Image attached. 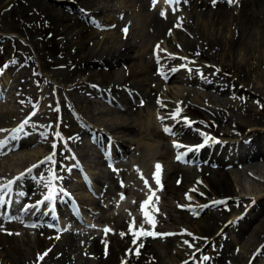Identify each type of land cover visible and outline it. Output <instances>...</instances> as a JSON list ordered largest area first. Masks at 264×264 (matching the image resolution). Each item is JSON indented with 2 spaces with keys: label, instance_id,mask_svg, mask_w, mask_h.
I'll return each mask as SVG.
<instances>
[{
  "label": "rangeland",
  "instance_id": "374dc122",
  "mask_svg": "<svg viewBox=\"0 0 264 264\" xmlns=\"http://www.w3.org/2000/svg\"><path fill=\"white\" fill-rule=\"evenodd\" d=\"M59 1L60 0H56V2H59ZM61 1L64 2V0H61ZM68 2L71 3V1H68ZM122 2H121V0H96L95 6H90L87 8L80 7V6L76 5V8L74 7V9L72 8L71 11H68L70 13L71 20H70V23L67 22L66 24L71 27L70 31H72V32L66 36V40L69 39V41L70 40L73 41V38L71 37L72 33H76L80 28L86 29L87 31H89L88 34H92V38H91V36L86 37L84 39L82 47H84V45L87 47H90L92 49L95 47L94 50H96V49L108 46L109 45L108 42H110V40H112L115 37V35L117 37V41L119 38H121V39H123L122 37L125 38L127 32L129 30H131L130 26L132 24H133V28H134V30L132 28V30H133L132 33L133 34L139 33L138 30H136V28H135L137 25V21H138V20H136L137 17H135V14H133L134 16L131 15L132 18H130V15L128 14L130 11L129 10H127V12L123 11L124 9L126 10L128 8L127 4H129V3L123 2V4H122ZM52 3L55 4L53 1H52ZM72 4L75 5V2L74 3L72 2ZM9 5H10L9 3L8 4L6 3L4 5L0 4V26H1L0 27V36H1L0 37V71H1V69L2 70L4 69L6 71L8 61H10V60H7V58L9 57L10 53H12L15 48L16 49L19 48V46H21L23 48H27L31 51V57L32 58L29 59L28 62H30L31 66H33V64H34L33 67L34 68L36 67V68L34 69V72H32V73H29L27 70L25 71V68H23L22 66H18V68L16 70H13L10 72L6 71L5 75L3 76L5 82H0L1 89H3L6 86L7 87L9 86V88L10 87L13 88L15 78L19 81V85H17V87L18 86L19 87L18 88L16 87L17 88L16 91L13 89L11 90L13 92V94L11 92L12 97L4 103L5 105L2 103L3 107L1 106V109H10V111L13 112V114L16 116V117L14 116L16 118V120H15L16 122H18L19 119L21 117L23 118L26 114H31V113L38 114L37 112H39V114L43 115V117H46V118H43L42 120H38V121H32V123L29 122V121H31V119L27 118V120H25V121L29 122L28 123L29 127L30 126H32V127L29 128V127L23 126V127H25V129L24 128H20L21 130L18 129L17 130L18 132H16V134H12V131H14L15 128L18 126L17 124L9 128V126L3 125V123H2L0 126V140H1V138L4 139L7 136L6 139L8 141L5 140V143L7 142L5 145L6 148H3V149L0 148V161H2L5 158V157L2 158V156H5V154L8 153V151H10L12 148L15 149L17 147V145H20V144H18L20 139H16V137L19 138L20 135H23L26 133H27V136L30 133L32 135V132L35 134H38V135L42 134V135H40V137H43V138L47 136L46 138L50 140V142H48V145L51 144L50 146H48L47 144L43 145L42 144L43 138L39 137L40 139L38 140V142H37L36 146H34V148L29 147V148L22 149L21 153L25 154L29 158L32 157L33 159H36L37 157H39V153H48L49 156L52 157V159L50 160L51 162H50L49 160L46 161L45 156H43L41 165L37 166L31 172V174H29V176H27V177H31V179L36 177V179H40L41 181L43 179L47 178L46 182H45V180H44V182L42 181V185L40 188H43L44 185L46 186L48 183H50V177L48 178V176L50 174L51 175L61 174L58 176L61 179L58 182L62 186H64L65 188L73 189V192H75V194H77L83 201H86L84 206H88L87 203H91L93 206V212H92V214L90 212H88L90 215V218H93V220L96 224H102L103 222H105L106 226H108V227H110V225H112V222H109L107 220L105 221L104 219H107L106 216L111 213V210H112L111 207L114 204V202L116 201V198L118 196L123 197L124 198L123 200L125 201V204H128L127 206L129 207V209L127 212L123 211L121 213L122 215L114 216L115 220L118 223L122 224V226H123V227L121 226L120 230L127 228V225H128L127 222L128 221L126 222V220L132 219L130 221L132 224L134 223L133 224L134 230H136L137 228H138V230H140L142 227L143 230L150 229L148 231L156 232V231L152 230L151 228H149L150 224L145 223L144 220L141 221V219H139L138 221L144 222L145 225H143V223H138V221H136L135 218L134 219L131 218V216L134 217L132 215L131 211L136 210L137 205L140 201V197L136 198L134 194L135 193L141 194L143 191H146V189H150V190L152 189V191L153 192L155 191V193H156L155 201H157V202H158L157 196L158 195L163 196L162 199L160 200L161 203L160 202H158V203H160L161 207L164 209L161 208L162 209L161 216H160L161 220H158V222H155L156 227H158V228L161 227L162 229H164L163 232L167 233V232H172V229L176 226L180 225V227H181V226H183V225L185 226L187 224L186 225V227L188 228L187 231L190 233L191 236L188 235V237H187L186 234L180 235V237L182 239L184 236H186V238L183 240L180 238L181 241L170 239V243H167V245L169 246L168 247L167 245H165L167 240H165L163 237H162L163 238V240H162L161 235L156 232L157 236L156 237L152 236L154 238V241H155L153 244H155V247L157 248V251H158L157 253L159 254V255L157 254L158 258L159 257L160 258L157 261L155 259L147 257L148 255L145 252L144 254L146 256L143 254L144 258H142L140 260V264H146L147 262H148L147 264H156L155 261H157L159 264L160 263L167 264L169 262V260L171 259V257L169 256V253H171L173 251L176 255L177 251L179 249L186 250L188 253L191 254V256L189 255V257H192V259H190V262H191V260H193V254L199 255L198 257L194 258L195 261L201 260V258L204 254L211 256L210 260L212 261L214 259V257H217L219 254V258L216 261L222 262V264H229L230 262H231L230 264H261L260 260L264 261V252L259 253L257 251L260 250L258 248L262 247V245L264 247V238L260 242H256V241H254L253 237H250L249 233L251 232L253 227H255V225L259 221L264 219V210L259 212V216L257 217V219L253 223H251V225L247 226L248 228H246V230L241 232L239 234V236H237V234H238V224L237 223L240 222L244 217H246L247 214L250 212L249 209L251 208V206H249V205H251L252 203L250 204V202L253 201V200L250 201V199H252L253 195L257 194V193H258V196H260V197H262V195H264V153L262 155H259L257 157H253V158H250L247 160L246 159L245 160L238 159V145H240L239 144L240 141L241 142L242 141L247 142L248 138H250V136L251 137L253 136V133L246 134L247 131L249 130V128H252V127L257 128L256 131L258 132V137L264 139V88H263L264 87V77H263L264 76V62H263V59H262V61L257 62V60L253 59V57H251L250 54L246 55V57H245L246 64L249 65L251 68H249V72L246 73L247 78H248V80L246 78L247 81H244V85H246V86L242 85L243 83H239V85L244 87L245 91L249 90V88H250L249 92H247V93L245 92V96L246 97L249 96L248 97L249 100L247 99L246 102L245 101L244 102L237 101L236 99L234 100V98L231 99V97L226 95V94L222 95V94L214 93V92H210V95H209L210 98H208L203 94L204 91H205L204 93H207L206 91H209V90H207V88L203 90V89H200V88H198V86H195L193 84L192 85L191 84H184V83H180L177 81L170 82V80L163 82L157 77V75H155L153 64H151V61H150L149 62V64H150L149 70H145V74H144L145 76L143 77L145 82H146V84L144 86H145V88H148L149 86L150 87L153 86L155 93L154 94L152 93V95L150 94L151 97L149 100H150L151 105L150 104L148 105L150 107H148V106L144 107V110H142L143 108H141V106L139 105V100H138L139 97H136V96L128 97L130 100V101H128V103H121L119 101V99H117L118 93H119V97H120V92L122 93L121 88L123 86L124 87L128 86L129 81H130V80H126V81L123 80L126 77V72L121 69L122 63H120V62H119L120 65L115 64V66H118L117 68L120 69V71H119L120 73L118 72V74H116L113 77H110L109 79L105 78L104 76H102L100 74V72L106 73L108 71V70H105L106 68H102V69L98 68V67L93 68L91 66L80 67L81 70L78 72V74H77V72L70 69L69 71L70 72L72 71V72L69 73L70 78L68 79V81L58 80V79L56 80V78L51 77V74H54V71L63 72V69H64V68L53 66V65L51 66L49 63L51 60H54L56 58V54H58L60 52V47L57 44V42H58L57 38L58 37L55 34V30L53 28H47V29H43L44 30L43 31L42 28H38V30H36L37 32L34 33L35 37L33 36L34 37V43H33V45H31V43L28 42L29 39H27L24 35H21V33H19L17 30H19V27L21 28V24L18 23L19 17L21 18V16H24L22 18H31L30 16H32V13H33L32 7L28 4L27 1L19 2V3L15 4V10L14 11L17 12V13H15L14 11H11V8L9 7ZM124 5H125V7L121 9L120 6H124ZM228 5H233V2L231 4H228ZM235 5H236V1L232 7L234 8L233 12L235 14H237V11L239 10V8H238L239 4H237L236 6ZM3 6H4V8H3ZM56 6H58V5H56ZM179 6L184 7V9H182L183 12H181L182 15H185L186 10H187L186 14L189 15L191 12H194V13H197L199 15L198 17H200V15L204 16L203 14H207L208 18H206L205 22L206 23L208 22L207 23L208 31H210V32L212 31L213 33L216 32L215 34H219V35H225L227 33V30H226L227 27H224V26L222 27V25H215V26L210 25V22L212 20V18H209V17H212L211 12H213L214 10H217V8L214 10H211L207 7L208 10L207 9L201 10L200 7L197 6L196 8L192 7L191 12H190L188 5L186 6V9H185V4H184V6L182 4H179ZM99 7L102 10L101 12L103 13V15H101L102 14L101 12L100 13L97 12V9ZM118 7H119V9H118ZM211 7L213 8L214 4H212ZM151 8L148 10V12L146 11L148 14V17H149V15L151 16V14H152L151 10L152 9H154V10L158 9V7H154L152 9ZM119 10H120V12H119ZM203 11H205L207 13H204ZM87 14H89V15H87ZM81 15H82V17H81ZM83 15H85V16H83ZM126 15L129 17L127 18ZM132 19H133V23H131ZM108 22H111L112 26H108V24H103V23H108ZM72 23H74V24H72ZM122 25H123V27H120ZM164 26H165V24H164ZM166 26H168V25H166ZM180 27L182 28L183 32L184 31L187 32V29H185L182 25H180ZM14 30H16V32ZM175 31H176V33H175ZM226 35H225V37H226ZM9 36H12L14 38V41L11 43L8 39ZM37 36H39V37H37ZM169 36L167 38L165 36L164 37L165 39L162 38L163 36L162 37H159V36L156 37L155 36L154 37L155 39L149 38V39H147L146 42H148L150 44L145 42L146 46L144 44L136 43L135 47H133V50L129 53H132V54L138 53L139 54L140 52L143 51V58L144 59L145 58L150 59V56H149L150 55V52H149L150 45L153 41L158 40L159 42H161V47L159 48V52L161 51L160 52L161 54H159L161 56V60L159 61V63H161L162 68L166 71L171 70L172 69L171 67H173L172 64L174 63V65H176L177 68H180L181 71L184 70L185 74H195V77H197L198 79H200V78L206 79L207 75L203 73V70L208 68V67L210 69V72L216 73L217 77H219V78H223L224 76H230V77H228L229 79L230 78H236V77H239V78L242 77L243 73H238V70H239L238 65L239 64L236 62V58L238 60L240 55H242V53H243L242 50H238L237 48H236L237 50L236 49L234 50L233 54H234V56H236V58H234L232 56H229L227 58V57H222L221 55H209V54L205 58H201V57L198 58L196 56L190 57L184 53L182 46L180 47V44H181L180 43V39H181L180 37H182V36L185 37V34L182 35V34H180V32H178L177 30L174 29L169 34ZM108 37L109 38L111 37V38L109 39ZM251 37L254 38L253 36H251ZM131 38H132V40H131ZM131 38L129 39L131 41H134V40L137 41L138 40L133 36ZM173 38H174V40H173ZM121 39H119V40H121ZM144 39H146V38H144ZM161 39H163V42ZM249 39H250V36L248 37V40ZM248 40H244L242 42L241 46L244 47L245 43H248V45H250L251 43H249ZM169 42H171V43H169ZM9 43H10V45H9ZM4 44L6 46L3 48ZM77 44H73V46L71 48H74ZM252 44H254V43H252ZM248 45H247V47H248ZM31 46H33L34 49L32 48V50H31L30 49ZM136 47H138L139 51L136 50L137 49ZM142 47H143V49H142ZM145 47H147V48H145ZM178 47H179V49H178ZM134 49H135V51H134ZM144 50H146V51H144ZM235 52H236V55H235ZM175 53H176V55H175ZM262 53L264 54V49L262 50V47H261L260 52H258V53L256 52L254 54V57L260 56V54L262 55ZM13 56H14V54H13ZM172 57H173V59H172ZM195 57H196V59H195ZM187 58H189V59L187 60ZM139 59L141 60V57ZM170 59H172V60H170ZM163 60H165V61L163 62ZM181 60L184 63H182ZM32 61H34V62H32ZM167 61H169V62H167ZM242 61H244V60H242ZM170 62H171V65L169 64ZM40 63H41V65H40ZM140 64L142 67H144V65H145V63H142V60L139 63V66H138L139 68L141 67ZM179 65H181V66H179ZM252 65L254 67H252ZM167 67H168V69H167ZM85 71H86V73H85ZM90 71H92V73H90ZM188 72H190V73H188ZM262 73H263V76L261 75ZM27 74H28V76H27ZM34 74H36V75L38 74V75H41L44 77L43 82L41 84L36 82V80L34 79ZM70 74H71V76H70ZM232 74H234L235 76ZM236 74H239L241 76H238ZM239 78H238V80L240 81ZM113 79L116 80L117 82L113 83ZM49 81H51L50 82L51 85H50ZM66 82H67V84H66ZM86 82H87V84H85ZM93 82H95V83H93ZM28 84H30V85H28ZM62 84H63V86H62ZM73 84H75L76 86H74L71 89V86ZM188 85L190 86V88L188 87ZM64 86H66V87L64 88ZM51 87H53V90ZM63 88H64V90H63ZM99 88H101V89H99ZM106 88H108L109 90L113 89V90L117 91L118 93L115 94L116 98L113 97L112 92L108 91ZM169 88L171 89V91L173 93L172 92L170 93ZM32 89H33V91H32ZM65 89H66V91H65ZM180 89L181 90L187 89V91H189L187 93L188 98H185V101L182 103V107H184L183 110L188 111L189 113L184 112L182 117L181 116L178 117L179 120H178V118L173 119V117L169 118V116H168V120H170V121L172 119L174 120V121L173 120L171 121L172 124L174 123V133L172 134V137H174V138L178 137L180 140L184 141L187 144V146H190V147H192L191 146L192 143L198 144L201 140L204 139V137L205 138L207 137L211 140H214L215 145L211 146L212 148L209 146L204 148L205 149L203 151V156L205 157L204 160L197 159V160H195V162L193 160L194 163H192V165L186 167L185 173H186L187 177L189 178V180H185L186 181L185 182L182 179L183 183H181V185L179 184L178 185L179 187H178L177 184H175L176 183L175 180H177V178L174 177L175 173H171L165 178V176L167 174V169L173 170L175 168L174 165H171L169 163L170 156H171L170 152H168L167 150L162 148L166 145L165 141L163 139H159L160 135H158L153 130L149 131L147 129H144L143 133L141 134L142 136H141L139 134L138 130H136V128L140 124L144 125L145 121L148 122L149 119H151L149 121L150 123H148L149 126H152L155 124L154 126L157 128V125L154 121V114H155V111L157 110L156 105L163 104L164 106H166V104L164 103V102H166V100H163V98H169L170 97V98L174 99V97H175L174 95H177L179 93V92H177V90H180ZM262 89H263V91H262ZM67 90H68V92H67ZM90 90L92 91V93ZM100 90H102V91H100ZM161 90H162V92H160V95L158 96L157 94ZM260 91H261V93H260ZM33 92H35V93H33ZM38 92H40V93H38ZM78 94H79V96L80 95L81 96L79 97ZM163 94L165 95V97ZM4 95H5V93L1 92V96H4ZM153 95H155L154 98L152 97ZM254 95H256V96H254ZM259 96L260 97L262 96V97L260 98ZM157 97H159V98H157ZM213 97H215V98H213ZM89 98L93 99L94 101H91V99H89ZM39 99H41V100H39ZM141 99H143V98H141ZM179 100H181V98H179L178 101ZM9 101H10V103H9ZM54 101H55V103H54ZM140 101L142 102V100H140ZM24 102H26L27 105H25ZM43 102L45 104H43ZM186 102H188V103L186 104ZM22 104H24L26 106L27 110L22 106ZM37 105H39V106H37ZM41 105L42 106L44 105L43 109H42ZM126 106H128V107H126ZM28 107H29V110H28ZM32 108L33 109L35 108V110H33ZM171 108H173V106ZM41 109H42V111H41ZM37 110H39V111H37ZM217 110L220 111L219 113H220V115H222V118H220V120H217L215 117L214 118L212 117V116H214V114ZM160 111L161 112L158 114V117L161 116V118H159L158 120L161 119V121L163 120V122H166L165 121L166 114L168 113L167 109L164 107L163 109H160ZM53 112H54V115H53ZM128 112H130V113H128ZM146 112H148V113L150 112V113L148 114ZM225 114L227 116L229 115V117H226ZM186 117H187V119H186ZM124 118H125V120H124ZM127 118H129V120ZM144 118H146V119H144ZM147 119H148V121H147ZM180 119H184L181 124H178V125H180L181 128H179V126L176 124V122L180 121ZM46 120H48V121H46ZM195 120H198L196 124H191V125L186 124V122H189V121L194 122ZM212 120H214V121H212ZM33 122H36V123L38 122V123L35 125V123H33ZM229 122H230V124H228ZM18 123H20V122H18ZM40 123H42V124H40ZM151 123H153V124L151 125ZM220 123L223 125L224 128L221 127L222 125ZM257 123H258V125H257ZM260 123H262V124H260ZM136 124H139V125H136ZM225 124H227V125H225ZM125 125L130 127V129L126 130V132L123 131V128L126 127ZM130 125H132L133 128ZM113 127H115L116 129H118V128L119 129L117 131H115L116 129ZM72 128H74V129H72ZM111 128H113L114 130H112ZM213 128L215 130H217V133L214 132ZM77 130L79 132H77ZM128 131L130 132L129 134H127ZM146 131H149V133H147ZM109 132H111V133H109ZM9 134H11V135H9ZM44 134H46V135H44ZM184 134H188L189 137H188V135H184ZM192 134H193V136H192ZM8 135H9V138L11 137L12 139H9ZM13 137H14V139H13ZM53 137H54V139H53ZM196 139H197V141H196ZM121 142L123 144H120ZM139 142H140V144H139ZM246 142H244V143H246ZM53 144L56 145V148L52 147ZM136 144L139 146H137ZM142 144L157 145L156 146V148L158 147L157 152H159V153L162 152L161 154H163V159L158 160L155 157L154 158L150 157L149 154H148V156L150 158L147 159L148 158L147 154H146V156H144L143 154H145V153L140 148V145H142ZM212 144H214V143H212ZM112 145L114 148L113 150L114 151L117 150V152L119 151V148H122V149H120V151L123 150V155L116 156V154H113L114 152L113 153L110 152V150L112 149ZM65 147H67V148H65ZM134 147L137 149L136 151H134L135 150ZM211 149H212V151H210ZM106 150H107V152L110 153V156L112 157V164L110 167H109V164L105 162V158L107 155ZM139 150H141V151H139ZM138 151L140 153H138ZM232 151H234V152H232ZM136 152L139 154V156ZM53 153H55V155H53ZM214 153H216L215 155L217 156L218 160L223 159L225 169L227 171H230L232 179H231V185H230L231 193H230L229 197H232L231 199L234 200V201L227 202V200L224 199L226 202L224 205H222V209L220 208L221 212H223V211L224 212L220 216V219H218V220L213 219V215L208 216V217H204V218L200 217L203 213H206V212H211V214L216 215L217 210H215V209H217V208L212 209V207L207 206L208 207L207 208L206 206L205 207L202 206V205H207L206 203H209V202H207V200L204 201V198L206 196L209 197V195H206L203 192V189L205 188L204 187L205 183L202 180L199 181L200 179H199V177H197L199 175L200 171H204V172H208L210 174L209 176L211 178H213L214 173H212V172L217 173L219 171V167L216 165L214 159L210 156L211 154H214ZM140 154H142L143 156ZM130 155H132V156H130ZM134 156H136L135 160H136V158L139 157L137 159V162L132 161V160H134ZM29 158L27 159L28 161L32 160V158L31 159H29ZM72 158H75L77 161L80 162V164H87V165L89 164V166H91V167L95 166L96 170L102 171L101 172L102 173L101 174L102 184H96L95 183V181H94L95 176H93L91 179V181L94 185L93 188L95 189V192H94L95 196L89 195L87 193H83L80 190H78L77 183L74 180L73 175H67L66 176L67 172L65 171V165L70 163ZM128 158H130L131 160ZM139 160L142 163H140ZM258 160H259V162H258ZM118 161H119V163H118ZM151 161H152V163H151ZM2 162L6 164L5 166L7 167L8 171H6L4 174H6V177H7V175H10L12 172H14L13 165H15V162L9 161V163H8V162H6V159H4ZM133 162H135V163H133ZM3 163H0V171L5 169V167L3 166ZM19 163H22V162H18V164ZM53 163H55V164H53ZM153 163H154V165H155V163L156 164L160 163L161 164L160 170L162 169L163 171L159 170V172L157 173V170L153 169V167H154V165H152ZM262 164H263V166H261ZM166 165H169V166L167 167ZM193 165H195V166H193ZM146 166H147V168H145ZM237 169H239V170H237ZM152 170H154V171H152ZM195 170L197 172H195ZM140 173H142L144 175L141 176ZM157 175H158V179H160L159 182L166 179L167 184L174 185V186L176 185L175 187L178 188V190L175 191V193L177 195V199H176V195L173 194L174 192H168L166 194V192H160L161 188H155L156 179L154 177H156ZM159 176H161V177H159ZM191 176H193V177H191ZM147 177H148V179H147ZM112 178L115 181L119 180L117 182L123 188L129 189L127 191V194L123 195L120 192V190H121L120 187H117V188L116 187L115 188L110 187L109 188L108 185L111 184L110 181L112 180ZM163 178H165V179H163ZM21 182L22 181H20V183ZM29 183H30V181L28 182V184L26 186H24V184H23V186L18 185V187L20 189H22V191H23L22 193L25 196V198L28 196L31 197V195L36 193V191L33 192L31 190H37V191L39 190V188L36 186V184H34V182H32L34 185L32 183H30V184ZM149 184L150 185L152 184V185L150 186ZM191 184L192 185L198 184V185L193 186V187H195L193 189ZM199 184H201V185H199ZM53 185H55V184L53 183ZM33 188H35V189H33ZM189 188H192L193 191H190ZM157 189H158V191H157ZM180 189H182V190H180ZM187 189H188V191H187ZM195 189H197V190H195ZM140 191H142V192H140ZM185 192L190 194L191 197L189 199L190 200L189 202L194 206V208H195V205H199L200 209L197 208L198 210L196 209L197 211L195 210V212L193 214H189V213H187V211L183 212L186 217H184L185 221L182 222L181 221L182 218L176 216V215H179V212H181V211H178L174 207L173 203L175 202L174 204H176L177 206L180 205V203L178 201L181 202V199L183 198L182 195ZM30 193H31V195H29ZM38 193H37V196L39 195ZM158 193H161V194H158ZM152 195H154V194H152ZM170 195H171V199L173 201L172 200L170 201V198H169ZM33 196L36 197V194ZM141 196H142V194H141ZM174 197H175V199H174ZM198 197H199V199H198ZM223 198H225V197H223ZM236 198H240V200L243 199L244 201L242 203L238 204V202L236 201ZM30 199H32V198H30ZM209 199H211V196L209 197ZM166 200L170 201V205L168 203L169 201L167 202ZM193 200H194V202H192ZM240 200H239V202H240ZM132 202H134V203H132ZM234 205H236V207H238V208L236 209V207ZM240 205H241V207H239ZM169 206H171V207H169ZM130 207H132V208H130ZM172 207H174V208H172ZM230 207H232V208H230ZM167 209H168V211H167ZM226 209H228V210H226ZM162 213H163V215H162ZM102 214H103V216H102ZM191 216H193V217H191ZM202 216H204V215H202ZM236 216H238V217L235 218ZM102 218H103V220H102ZM10 219H8V220H10ZM171 219H173V223H172ZM189 221H190V224H189ZM167 222H169V223H167ZM174 222H175V224H174ZM199 222H201V223H199ZM220 222L225 225V226H223V227H225V230L228 228V227H226L227 225H231V224L233 225L231 230H230L231 235H228L229 240L226 241L225 247H224L225 248L224 249L225 254L223 257L225 260H222V258H221L222 253H219L215 250V248L217 247V244L211 246V248H210V245L209 246H208V244L206 245V243L210 240V237H206L204 239V236L199 235L201 230L205 231L207 229V231H209L208 236H211V237L214 236L215 231L217 229L219 230V228H220V227H217V226H219ZM0 223H1V220H0ZM203 224H204L205 228L201 227ZM127 230H128V228H127ZM196 231H197V233H196ZM116 232H118L117 235L119 236L120 233H119L118 229ZM120 232H122V231H120ZM163 232L161 233L162 235H163ZM69 234H71V235H69ZM94 234H95L94 229L92 230V229H87V228L83 229L82 232H80V233H74L73 234V233L67 232L61 238H56L55 240H53L54 242L52 241L53 243H51L49 245V247L46 248V250L44 251L43 254H45L47 252L48 253H47L46 257H45V255H43L44 258L42 260L36 259V257L38 256V252H41V249L43 250V248H44L43 246H45V245L44 244L38 245V247L36 248L35 247L36 246L35 238L34 239L33 238H27L30 242L28 245L25 243H22V241H20V240L24 239L25 235H20V236L16 235L17 237L13 236V237H8V238L9 239L12 238L13 242L17 241V243L19 244V247L22 249V253L24 255L23 254L19 255V259L22 261L21 262L19 260V262H20L19 264H30L31 262H29V260L30 261L33 260L31 264H47V263L48 264H59L58 259H60V258H58L57 255L58 254L60 255L62 253V251L57 249V248L60 245H64L63 246L64 252L67 253V255L64 254L65 259H62V261L60 262L61 264H66L67 262H68L67 264H70V263H72V264H81V263L85 264L86 262H87L86 264H92V263L96 264L97 263L96 260H98V258H99L98 257L99 253H97L96 251L89 248L90 240ZM96 234H98V232H96ZM222 236H223V239H225L226 233L224 235L222 234ZM14 237L16 239H14ZM158 241H159V243H158ZM66 242H67V244H66ZM194 242H196V243H194ZM162 244L166 246L165 249L161 247V246H163ZM185 244H188V245H185ZM189 245H191V247H189ZM0 246H1V248H0V260L3 261V257H4V252L2 251L3 245H0ZM182 246H185V247H182ZM166 249H168V250H166ZM200 249H201V251L199 253H197V254L194 253L195 250H200ZM255 249H258V250H256L254 252V254H252L253 250H255ZM50 251H52L53 253L52 252L50 253ZM186 251L184 252V254L187 255ZM123 253H124V250L120 254H118V258L120 256H122ZM40 256H42V255H40ZM24 257H26V258H24ZM226 257L228 259H226ZM11 258L13 259V258H15V256H13ZM83 258H85V260ZM89 259H93V260H89ZM94 260L96 262H94ZM144 260L147 262H145ZM27 261H28V263H26ZM90 261H93V262H90ZM141 261H144V262H141ZM190 262H188L187 264H190Z\"/></svg>",
  "mask_w": 264,
  "mask_h": 264
},
{
  "label": "bare ground",
  "instance_id": "6f19581e",
  "mask_svg": "<svg viewBox=\"0 0 264 264\" xmlns=\"http://www.w3.org/2000/svg\"><path fill=\"white\" fill-rule=\"evenodd\" d=\"M23 1H27L28 4L32 7V16H30L31 18H22L24 16H21V18L19 17V21L18 23L21 24V28L19 27V30H17L19 33H21V35H24L28 40V42L31 43V45H33L34 43V33L37 32L36 30H38V28H42L43 29H47V28H53L55 30V34L57 35V44L58 46L60 47V52L58 54H56V58L54 60H51L49 63L50 65L52 66H57V67H61V68H64L63 69V72H58V71H54V74H51V77L53 78H56V80H66L68 81V79L70 78L69 77V73H71L69 70L72 69L73 71L78 72L81 70L80 67H85V66H91L93 68H106L105 70H108L106 73H101L100 74L102 76H104L105 78L109 79L110 77H113L115 76L116 74H118V72L120 71V69H118L117 67L118 66H115V64H121V69L124 70L126 72V77L125 79L123 80H130L129 81V84L128 86L124 87L122 89L123 93H127L128 95H136L138 96L139 98H143L145 100V105L144 107H147L149 104H150V92L153 90L152 88H150V86L148 88H145V80H144V74H145V70H149V67H150V60L148 58H143V51L140 52L139 54H132V53H129L133 50V47H135V44L138 43V44H144L145 45V42L147 41V39L149 38H154L155 36L156 37H162V31H163V25L171 19V15H166L165 17L163 16H158L157 14L155 13H152L151 16L149 15L148 17V14H147V6H146V0H121V2L123 1L124 3H131L130 5L134 6V13L137 14V17H138V21H137V25H136V30H138L139 33H135L133 34L132 31L134 30V28L132 27V25L130 26L131 30H129V33L126 35V39L124 37H122L123 39L117 41V37L115 35V37L110 40L109 45L106 46V47H102V48H99V49H96L94 50V48H90V47H87L84 45V47H82V44L84 42V39L88 36H91L92 38V34H88L89 31H87L86 29H79L76 33H72L71 37L73 38V41H69V39L66 40V36L71 33L72 31H70V26L67 25L66 23L69 22L70 23V13L68 11H71L72 8L74 9V7L76 8V5L77 6H80V7H90V6H95L96 4V0H64V2H62L61 0L59 2H56V0H0V4L1 5H4V4H10L9 7L11 8V11H14L15 10V4L19 3V2H23ZM52 1L55 3L53 4ZM68 1H71V3H69ZM194 1L196 4V6H203L205 4V1L206 0H191V2ZM72 2L74 3L75 2V5L72 4ZM122 2V4H123ZM26 3V2H25ZM110 3V2H109ZM229 4V3H228ZM235 4V3H234ZM233 4V5H234ZM58 5V6H56ZM129 5V4H127ZM231 5V6H233ZM17 6V5H16ZM19 6V5H18ZM24 6V5H23ZM236 6V5H235ZM124 6H120V8H124ZM4 8V6H3ZM102 8V7H101ZM108 8V7H107ZM210 8V7H209ZM212 8V7H211ZM239 8V7H238ZM117 9V8H116ZM119 9V7H118ZM128 9V8H127ZM156 9V8H155ZM186 9V8H185ZM125 10V9H124ZM123 10V11H124ZM208 10V9H207ZM27 11V10H26ZM102 10L100 9V7L97 9V12H101ZM126 11V10H125ZM147 11V12H146ZM152 11V10H151ZM210 11V10H209ZM237 11V10H236ZM15 12V11H14ZM95 12V11H94ZM104 12V11H103ZM120 12V10H119ZM153 12V11H152ZM204 13H207L205 11H203ZM17 13V12H15ZM93 13V12H92ZM102 13V12H101ZM19 14V13H18ZM21 14V13H20ZM24 14V13H23ZM130 14V13H129ZM182 14V13H181ZM203 14V13H202ZM31 15V14H30ZM103 15V13L101 14ZM204 16H201L198 17L199 15L196 13H193L190 15V17L187 18V21L186 22H182V24H184V26L187 28V32L185 33V37L182 36L180 37V47L182 46V49L184 51L185 54H187L188 56H196V57H201V58H205L209 55H221L222 57H229V56H232L234 58H236V56H234V50L237 48L238 50H242L243 53L242 55H240V57L236 58V62L239 64V70H238V73H243L242 74V77L239 78V77H236V78H228L229 81L226 82L227 80H220L221 78L217 77L216 73H211L210 72V69L209 67L204 69L203 70V73L206 74V79H203V80H200L198 79L197 77H195V74H185L184 70L181 71L180 68H174V63L172 64L173 67H171L172 69L169 70L166 74L167 78L170 79V82H180V83H184V84H194V85H197L198 88H202L205 86V88H207V90L209 91H206L207 93H204L203 94L210 98V92H214V93H219V94H222V95H225V94H230L232 96L235 97V99L238 101H242V96L245 94V92H249V90H246L244 89V87L240 86L239 83H243L242 85H244V81H247L248 78H247V74L249 72V68H251L249 65L246 64V61H245V57L246 55L250 54L251 57H253V59L257 60V62L259 61H262L263 59V62H264V54L262 53V55L260 54V56H257V57H254V54L257 52H260V48L261 47H264V0H241V5H240V9L237 11V14H235L233 12V9L228 7V6H225L224 3H221L219 2L218 5H217V10H214L213 12H211V16L212 17H209V18H212L211 22H210V25L211 26H215V25H222V27H227L226 30H227V35L225 37V35H219V34H215L213 33L212 31H208V25L207 23L205 22L206 21V18H208L207 14H203ZM85 16V15H83ZM127 16V15H126ZM134 16V15H133ZM210 16V15H209ZM18 17V16H17ZM28 17V16H27ZM82 17V15H81ZM129 16H127L128 18ZM113 18V17H112ZM130 18H132V16L130 15ZM129 18V19H130ZM118 20V19H117ZM128 20V19H127ZM137 20V18H136ZM130 21V20H129ZM133 23V19L131 20ZM13 22V21H12ZM11 22V23H12ZM117 22V21H116ZM123 22V21H122ZM78 23V22H77ZM74 24V23H72ZM126 24V23H125ZM19 25V24H18ZM81 25V24H80ZM117 25V24H116ZM128 25V24H127ZM1 27V26H0ZM80 27V26H79ZM116 27V26H115ZM120 27H123L120 26ZM126 27V26H125ZM163 27V28H162ZM88 28V27H87ZM133 28V30H132ZM185 28V29H186ZM216 28V27H215ZM16 32V30H14ZM44 31V30H43ZM251 32V33H250ZM176 33V31H175ZM38 34V33H37ZM182 34V33H180ZM123 35V34H122ZM135 37L136 39H138L137 41H131L132 40V36ZM4 36V35H3ZM23 36V37H24ZM34 36V37H33ZM120 36V35H119ZM124 36V35H123ZM250 36V39L248 40V37ZM251 36H253L254 38H252ZM1 37V36H0ZM24 37V38H25ZM39 37V36H37ZM168 37V36H167ZM170 37V36H169ZM109 38V37H108ZM111 38V37H110ZM109 38V39H110ZM131 38V40H129ZM146 38V39H144ZM172 38V37H171ZM175 38V37H174ZM173 38V40H174ZM9 41L10 43L14 41V38L12 36H9ZM36 39V38H35ZM107 39V38H106ZM155 39V38H154ZM2 40V39H1ZM5 40V39H4ZM87 40V39H86ZM108 40V39H107ZM162 40V39H161ZM167 40V39H166ZM172 40V39H171ZM244 40H248L249 43H251L250 45H248V43H245L244 44V47H242V42ZM7 41V40H6ZM8 41V42H9ZM149 41V40H148ZM177 42V41H176ZM9 43V45H10ZM16 43V42H15ZM78 43V44H77ZM93 43V42H92ZM98 43V42H97ZM148 43V42H146ZM171 43V42H169ZM254 43V44H252ZM73 44H77L74 48H71L73 46ZM96 44V43H95ZM150 44V43H148ZM175 44V43H174ZM176 45V44H175ZM179 45V44H178ZM248 45V47H247ZM6 45L4 44L3 48L5 47ZM93 46V45H92ZM91 46V47H92ZM97 46V45H96ZM99 46V45H98ZM146 46V45H145ZM241 46V47H240ZM141 47V46H140ZM167 47V46H166ZM33 46H31V50H32ZM137 48V49H136ZM135 49L138 50V47H136ZM147 48V47H145ZM177 48V47H176ZM16 49V48H15ZM13 50L12 53H10L9 57L7 58V60H10L9 63H8V66H7V71L10 72V71H13V70H16L18 68V66H22L23 68H25V71L27 70L29 73H32L34 72V64L33 66H31L29 59H31V51L27 48H23L21 46H19V48H17L16 50ZM34 49V48H33ZM37 49V48H36ZM134 49V51H135ZM143 49V47H142ZM171 49V48H170ZM179 49V47H178ZM177 49V50H178ZM236 49V50H237ZM264 48H262L263 50ZM37 51V50H36ZM139 51V50H138ZM146 51V50H144ZM181 51V50H180ZM55 52V51H54ZM161 52V51H160ZM159 52V53H160ZM178 52V51H177ZM176 52V53H177ZM35 53V52H34ZM136 53V52H135ZM175 53V55H176ZM14 54V56H13ZM53 54V53H52ZM146 54V53H145ZM144 54V55H145ZM184 54V55H185ZM34 55V54H33ZM174 55V56H175ZM235 55H236V52H235ZM76 57V58H75ZM141 57V60H142V63H145L144 67L141 66L140 64V68L138 67L139 66V63H140V58ZM148 57V56H147ZM157 57V56H156ZM166 57V56H165ZM183 57V56H182ZM195 57V59H196ZM75 58V59H74ZM164 58V57H163ZM210 58V57H209ZM173 59V58H172ZM170 59V60H172ZM183 59V58H182ZM189 58H187L188 60ZM192 59V58H191ZM190 59V60H191ZM220 59V58H219ZM35 60V59H34ZM176 60V59H175ZM179 60V59H178ZM184 60V59H183ZM186 60V59H185ZM186 60V61H187ZM221 60V59H220ZM244 60V61H242ZM165 60H163L164 62ZM182 61V60H181ZM34 62V61H32ZM162 62V63H163ZM169 62V61H167ZM173 62V61H172ZM179 62V61H178ZM177 62V63H178ZM189 62V61H188ZM192 62V61H191ZM256 62V61H255ZM254 62V63H255ZM43 63V62H42ZM45 63V62H44ZM181 63V62H180ZM179 63V64H180ZM182 63H184L182 61ZM161 64V63H159ZM165 64V63H164ZM163 64V65H164ZM171 65V62L169 63ZM41 65V63H40ZM46 65V64H45ZM49 65V64H48ZM123 65V66H122ZM167 65V64H166ZM185 65V64H184ZM254 65V64H253ZM252 65V67H254ZM261 65V64H260ZM169 66V65H168ZM181 66V65H179ZM42 67V66H41ZM183 67V66H182ZM189 67V66H188ZM193 67V66H192ZM260 67V66H259ZM166 68V67H165ZM21 69V68H20ZM52 69V68H51ZM58 69V68H57ZM89 69V68H88ZM168 69V67H167ZM184 69V68H183ZM201 69V68H200ZM95 70V69H94ZM193 70V69H192ZM197 70V69H196ZM83 71V70H82ZM122 72V71H121ZM194 72V71H193ZM28 73V74H29ZM51 73V72H50ZM86 73V71H85ZM90 73H92V71H90ZM120 73V72H119ZM190 73V72H188ZM27 74V76H28ZM83 74V73H82ZM197 74V73H196ZM21 75V74H20ZM30 75V74H29ZM33 75V74H32ZM89 75V74H88ZM100 75V76H101ZM198 75V74H197ZM234 75V74H232ZM238 76H241L239 74H236ZM263 76V73L261 74ZM17 76V75H16ZM71 76V74H70ZM87 76V75H86ZM95 76V75H94ZM235 76V75H234ZM76 77V76H75ZM264 77V76H263ZM43 76L41 75H36L34 74V79L36 80L37 83L41 84L43 82ZM77 78V77H76ZM205 78V77H204ZM238 78L240 79V81L238 80ZM247 78V80H246ZM22 79V78H21ZM89 79V78H88ZM117 79V78H116ZM211 81H210V80ZM263 79V78H262ZM49 80V79H48ZM55 80V79H54ZM100 80V79H99ZM210 81L209 82H207ZM31 81V80H30ZM85 81V80H84ZM121 81V80H120ZM222 81V82H221ZM25 82V81H24ZM23 82V83H24ZM47 82V81H46ZM51 81H49L50 83ZM76 82V81H75ZM74 82V83H75ZM91 82V81H90ZM117 81L113 79V83H116ZM260 82V81H259ZM80 83V82H79ZM89 83V82H88ZM95 83V82H93ZM122 83V82H121ZM4 84V83H3ZM67 84V82H66ZM87 84V82L85 83ZM168 84V83H167ZM246 84V83H245ZM248 84V83H247ZM17 85H19V81L15 78L14 79V85H13V88H6L7 91L10 93L12 92L11 90H17ZM30 85V84H28ZM48 85V84H47ZM51 85V83H50ZM54 85V84H53ZM59 85V84H58ZM112 85V84H111ZM152 85V84H151ZM21 86V85H20ZM41 86V85H40ZM63 86V84H62ZM61 86V87H62ZM76 86L75 84H73L71 86V89ZM80 86V85H79ZM82 86V85H81ZM84 86V85H83ZM89 86V85H88ZM110 86V85H109ZM246 86V85H244ZM255 86V85H254ZM17 87V88H16ZM22 87V86H21ZM55 87V86H54ZM66 86H64L65 88ZM69 87V86H68ZM95 87V86H94ZM93 87V88H94ZM112 87V86H111ZM158 87V86H157ZM188 87L190 88V86L188 85ZM43 88V87H42ZM52 90H53V87H51ZM63 88V90H64ZM84 88V87H83ZM178 88V87H177ZM193 88V87H192ZM264 88V87H263ZM25 89V88H24ZM40 89V88H39ZM101 89V88H99ZM170 89V88H169ZM179 89V88H178ZM31 90V89H30ZM56 90V89H55ZM113 90V89H112ZM33 91V89H32ZM39 91V90H38ZM66 91V89H65ZM91 91V90H90ZM102 91V90H100ZM170 93L172 92L171 89L169 90ZM263 91V89H262ZM46 92V91H45ZM68 92V90H67ZM83 92V91H82ZM81 92V93H82ZM160 92V91H159ZM162 92V90H161ZM177 92H179L177 95H174V99L170 98L169 100H167V105L168 107L169 106H174V105H177V109H178V114L181 115L183 114V108L182 107V103L185 101V98H188L187 97V93L189 91H187V89H180V90H177ZM209 92V93H208ZM255 92V91H254ZM35 93V92H33ZM40 93V92H38ZM51 93V92H50ZM63 93V92H62ZM77 93V92H76ZM101 93V92H100ZM103 93V92H102ZM124 93V95L120 92V97L118 95L117 99H120L121 103H128L129 98L127 97V95ZM173 93V92H172ZM251 93V92H250ZM249 93V94H250ZM261 93V91H260ZM13 94V92H12ZM37 94V93H36ZM85 94V93H84ZM116 91L114 90V96H115ZM166 94V93H165ZM257 94V93H256ZM11 95V94H10ZM10 95L9 97H2L0 99V126L1 124L3 123V125H7V126H12V125H15L16 124V116L13 114V112L10 111V109H1V106L10 99ZM19 95V94H18ZM34 95V94H33ZM61 95V94H60ZM77 95V94H76ZM94 95V94H93ZM108 95V94H107ZM160 95V94H159ZM164 95V94H163ZM168 95V94H167ZM212 95V94H211ZM215 95V94H214ZM259 95V94H258ZM22 96V95H21ZM31 96V95H30ZM29 96V97H30ZM41 96V95H40ZM56 96V95H55ZM65 96V95H64ZM67 96V95H66ZM79 96V94H78ZM81 96V95H80ZM79 96V97H80ZM256 96V95H254ZM12 97V96H11ZM33 97V96H32ZM42 97V96H41ZM49 97V96H48ZM54 97V96H53ZM88 97V96H87ZM93 97V96H92ZM97 97V96H96ZM165 97V95H164ZM225 97V96H224ZM249 97V96H248ZM252 97V96H251ZM260 97V96H259ZM262 97V96H261ZM260 97V98H261ZM35 98V97H34ZM62 98V97H61ZM83 98V97H82ZM110 98V97H109ZM154 98V96H153ZM159 98V97H157ZM179 98H181V100L179 101H176L178 100ZM207 98V99H208ZM215 98V97H213ZM227 98V97H226ZM64 99V98H63ZM91 99V98H89ZM165 99H168V98H165ZM205 99V98H204ZM222 99V98H221ZM232 99V98H231ZM234 99V100H235ZM246 100V98H244ZM21 100V99H20ZM28 100V99H27ZM41 100V99H39ZM51 100V99H50ZM49 100V101H50ZM53 100V99H52ZM65 100V99H64ZM139 100V99H138ZM164 100V99H163ZM188 100V99H187ZM249 100V99H248ZM252 100V99H251ZM263 100V99H262ZM261 100V101H262ZM12 101V100H11ZM18 101V100H17ZM60 101V100H59ZM91 101H94L93 99H91ZM160 101V100H159ZM189 101V100H188ZM225 101V100H224ZM40 102V101H39ZM47 102V101H46ZM89 102V101H88ZM117 102V101H116ZM138 102V101H137ZM152 102V101H151ZM161 102V101H160ZM193 102V101H192ZM196 102V101H195ZM227 102V101H226ZM246 102V101H245ZM3 103V104H2ZM10 103V101H9ZM25 105L26 102H24ZM32 103V102H31ZM38 103V102H37ZM42 103V102H41ZM55 103V101H54ZM155 103V102H154ZM188 102H186L187 104ZM39 104V103H38ZM43 104H45L43 102ZM47 104V103H46ZM156 104V103H155ZM5 105V104H4ZM24 104H22V106L26 109V106ZM35 105V104H34ZM60 105V104H59ZM133 105V104H132ZM151 105V104H150ZM39 106V105H37ZM42 106V105H41ZM44 106V105H43ZM43 106H42V109H43ZM47 106V105H46ZM191 106V105H190ZM3 107V106H2ZM35 107V106H34ZM128 107V106H126ZM135 107V106H134ZM150 107V106H148ZM41 108V107H40ZM45 108V107H44ZM64 108V107H63ZM124 108V107H123ZM230 108V107H229ZM31 109V108H30ZM33 109V108H32ZM41 109V111H42ZM187 109V108H186ZM218 109V108H217ZM225 109V108H224ZM27 110V109H26ZM28 110H29V107H28ZM35 110V108L33 109ZM40 110V109H39ZM37 110V111H39ZM144 110V108L142 109ZM227 110V109H226ZM47 111V110H46ZM61 111V110H60ZM117 111V110H116ZM134 111V110H133ZM212 111V110H211ZM67 112V111H66ZM112 112V111H111ZM220 111H216L214 116H212L213 118L215 117L217 120H220V118H222V115H220L219 113ZM26 113V112H25ZM28 113V112H27ZM38 114L36 113H31L32 115L30 116V119L31 121H29L30 123H32V121H38V120H42L43 118H46V117H43V115L39 114V112H37ZM42 113V112H41ZM46 113V112H45ZM50 113V112H49ZM52 113V112H51ZM130 113V112H128ZM135 113V112H134ZM148 113V112H146ZM150 113V112H149ZM148 113V114H149ZM60 114V113H59ZM68 114V113H67ZM164 114V113H163ZM17 115V114H16ZM19 115V114H18ZM50 115V114H49ZM53 115H54V112H53ZM129 115V114H128ZM152 115V114H151ZM15 116V117H14ZM140 116V115H139ZM153 116V115H152ZM183 116V115H182ZM226 117H229V115L227 116L225 114ZM19 117V116H18ZM17 117V118H18ZM67 117V116H66ZM231 117V116H230ZM22 118V117H21ZM20 118V119H21ZM52 118V117H51ZM19 119V118H18ZM19 119V120H20ZM62 119V118H61ZM90 119V118H89ZM129 120V118H127ZM146 119V118H144ZM149 119V118H148ZM147 119V121H148ZM174 119V118H173ZM172 119V120H173ZM179 119V118H178ZM215 119V120H216ZM226 119V118H225ZM27 120V119H26ZM51 120V119H50ZM56 120V119H55ZM67 120V119H66ZM125 120V118H124ZM135 120V119H134ZM151 119H149L150 121ZM171 120V121H172ZM25 121V120H24ZM48 121V120H46ZM52 121V120H51ZM62 121V120H61ZM64 121V120H63ZM71 121V120H70ZM174 121V120H173ZM214 121V120H212ZM223 121V120H222ZM228 121V120H227ZM133 122V121H132ZM182 122V121H181ZM221 122V121H220ZM231 122V121H230ZM230 122L228 124H230ZM233 122V121H232ZM35 123V125L38 123L36 122H33ZM46 123V122H45ZM67 123V122H66ZM73 123V122H72ZM150 123V122H149ZM177 123V122H176ZM214 123V122H213ZM251 123V122H250ZM42 124V123H40ZM125 124V123H124ZM127 124V123H126ZM135 124V123H134ZM133 124V125H134ZM144 124V123H143ZM153 123H151L152 125ZM221 124V123H220ZM219 124V125H220ZM224 124V123H223ZM262 124V123H260ZM19 125V124H17ZM112 125V124H111ZM116 125V124H115ZM136 125H139V124H136ZM141 125V124H140ZM137 126L136 130H138L139 134L141 135L144 131V129H147L149 131L153 130V131H157L156 128H155V124L152 125L151 127L147 126L146 124L144 125H141V126ZM149 125V124H148ZM183 125V124H182ZM211 125V124H210ZM222 125V124H221ZM227 125V124H225ZM255 125V124H254ZM258 125V123H257ZM21 127L23 126H26V127H29L28 124H26L25 122H22L20 124ZM74 126V125H73ZM124 126V125H123ZM126 126V125H125ZM132 126V125H130ZM180 126V125H179ZM246 126V125H245ZM32 127V126H30ZM29 127V128H30ZM34 127V126H33ZM72 127V126H71ZM102 127V126H101ZM118 127V126H117ZM223 127V125L221 126ZM10 128V127H9ZM24 128V127H23ZM44 128V127H43ZM103 128V127H102ZM110 128V127H109ZM108 128V129H109ZM115 128V127H113ZM113 128H111L112 130H114ZM133 128V126H132ZM181 128V127H179ZM217 128V127H216ZM224 128V127H223ZM12 129V128H11ZM25 129V128H24ZM41 129V128H40ZM48 129V128H47ZM74 129V128H72ZM116 129V128H115ZM119 129V128H118ZM118 129H116L115 131H117ZM130 129L129 126H126L125 128H123V131L126 132V130ZM177 129V128H176ZM183 129V128H182ZM196 129V128H195ZM220 129V128H219ZM242 129V128H241ZM21 130V129H20ZM60 130V129H59ZM62 130V129H61ZM65 130V129H64ZM71 130V129H70ZM135 130V131H136ZM214 132L217 133V130H215L213 128ZM221 130V129H220ZM257 128L255 127H252V128H249V130L247 131L246 134H250V133H253V136L250 138H248V141L247 143L245 144L243 141L241 142L240 141V145H238V159L242 160V159H250V158H253V157H257L259 155H262L264 153V139L263 138H259L258 137V132L256 131ZM25 131V130H24ZM67 131V130H66ZM131 131V130H130ZM149 131H146L147 133H149ZM191 131V130H190ZM199 131V130H198ZM9 132V131H8ZM31 132V131H30ZM45 132V131H44ZM47 132V131H46ZM77 132H79L77 130ZM84 132V131H83ZM114 132V131H113ZM137 132V131H136ZM135 132V133H136ZM194 132V131H193ZM220 132V131H219ZM224 132V131H223ZM226 132V131H225ZM21 133V132H20ZM42 133V132H41ZM68 133V132H67ZM76 133V132H75ZM82 133V132H81ZM86 133V132H85ZM111 133V132H109ZM119 133V132H118ZM124 133V132H123ZM130 132L128 131L127 134H129ZM133 133V132H132ZM176 133V132H175ZM185 133V132H184ZM199 133V132H198ZM18 134V133H17ZM137 134V133H136ZM138 134V135H139ZM146 134V133H145ZM178 134V133H177ZM196 134V133H195ZM209 134V133H208ZM222 134V133H221ZM42 135V134H40ZM40 135L38 134H35L32 132V135L29 136V137H26V138H23L19 143L20 144H29V145H33L35 142H38V140L40 138H43V137H40ZM46 135V134H44ZM50 135V134H49ZM78 135V134H77ZM84 135V134H83ZM119 135V134H118ZM154 135V134H153ZM184 135H188V134H184ZM200 135V134H199ZM205 135V134H204ZM215 135V134H214ZM79 136V135H78ZM85 136V135H84ZM87 136V135H86ZM117 136V135H116ZM123 136V135H122ZM127 136V135H126ZM131 136V135H130ZM134 136V135H133ZM193 136V134H192ZM201 136V135H200ZM247 136V135H246ZM40 137V138H39ZM47 137V136H46ZM46 137L43 138L42 140V144H47L48 145V142H50L49 139H47ZM51 137V136H50ZM148 137V136H147ZM155 137V136H154ZM189 137V135H188ZM195 137V136H194ZM202 137V136H201ZM212 137V136H211ZM231 137V136H230ZM89 138V137H88ZM120 138V137H119ZM123 138V137H122ZM132 138V137H131ZM139 138V137H138ZM150 138V137H149ZM183 138V137H182ZM200 138V137H199ZM207 138V137H206ZM54 139V137H53ZM118 139V138H117ZM129 139V138H128ZM147 139V138H146ZM184 139V138H183ZM186 139V138H185ZM195 139V138H194ZM193 139V140H194ZM205 139V137H204ZM203 139V140H204ZM8 141V140H7ZM112 141V140H111ZM114 141V140H113ZM135 141V140H134ZM197 141V139H196ZM195 141V142H196ZM208 141V142H207ZM212 140L211 139H207L205 140V144L207 145H210L209 147L215 145L212 144L211 142ZM41 142V141H40ZM39 142V143H40ZM59 142V141H58ZM98 142V141H97ZM246 142V141H245ZM7 143V142H6ZM12 143V142H11ZM112 144V143H111ZM120 144H123L122 142ZM140 144V142H139ZM163 144V143H162ZM165 144V143H164ZM220 144V143H219ZM51 145V144H50ZM48 145V146H50ZM60 145V144H59ZM137 145V144H136ZM62 146V145H61ZM109 146V145H108ZM118 146V145H117ZM139 146V145H137ZM163 146V145H162ZM101 147V146H100ZM106 147V146H105ZM167 146H164L162 147L163 149L167 150L166 148ZM217 147V146H216ZM228 147V146H227ZM234 147V146H233ZM34 148V147H33ZM48 148V147H47ZM46 148V149H47ZM56 148V147H55ZM129 148V147H128ZM135 148V147H134ZM141 150L145 153L143 154L144 156H146L147 154V159H149L150 157H153L156 156V157H160L161 153H157V154H154L156 152H154L153 149L154 146H148L147 145H143L142 147H140ZM212 148V147H211ZM218 148V147H217ZM22 149H24L23 147L21 148H18V152L19 154H16V155H13V153L11 152L10 153V157L9 159L11 160H15L16 164L13 166L15 169H17V171L14 173V174H18L20 172L23 171L24 168H22L24 166V162L25 164L28 162L27 159L29 157L27 156H24L21 152H22ZM45 149V148H44ZM122 149V148H119V150ZM139 149V148H138ZM158 147L156 148V151H157ZM228 149V148H227ZM125 150V149H124ZM137 149L135 148L134 151H136ZM139 150V151H141ZM205 149H202L200 148L198 151L195 152V155L194 157H198V159L200 158L201 160H204L205 157L203 156V151ZM47 151V150H46ZM57 151V150H56ZM63 151V150H62ZM104 151V150H103ZM114 151V150H113ZM133 151V152H134ZM138 151V153H140ZM212 151V149L210 150ZM217 151V150H216ZM237 151V150H236ZM38 152V151H37ZM214 152V151H213ZM219 152V151H218ZM229 152V151H228ZM234 152V151H232ZM57 153V152H56ZM137 153V152H136ZM137 153V154H138ZM217 153V152H216ZM216 153L214 154H211L210 156L214 159L216 165L219 167V171L216 173V172H212L214 173V177L211 178L209 175L208 172H204V171H200L199 175L197 177H199V181H203L205 183V188L203 189V192L206 194V195H209L210 196H213L211 198H217V197H220V198H223V197H226V200L227 202H230V201H234L233 199H230L232 197H229L230 196V193H231V188H230V185H231V174H230V171H227L225 169V165H224V161L223 159L222 160H218L217 159V156L215 155ZM46 153H39V156L43 157ZM64 154V153H63ZM114 154V153H113ZM134 154V153H133ZM149 154V156H148ZM165 154V153H164ZM193 154V153H192ZM232 154V153H231ZM31 155V154H30ZM123 155V154H122ZM142 155V154H140ZM142 155V156H143ZM171 155V154H170ZM207 155V154H206ZM32 156V155H31ZM63 156V155H62ZM128 156V155H127ZM132 156V155H130ZM137 156V155H136ZM134 156V160L132 161H136L137 162V159L139 158H136L135 160V157ZM139 156V154H138ZM229 156V155H228ZM115 157V156H114ZM226 157V156H225ZM32 158V157H31ZM29 158V159H31ZM141 158V157H140ZM144 158V157H143ZM152 158V159H153ZM194 158V159H195ZM56 159V158H55ZM58 159V158H57ZM130 159V158H128ZM4 160V159H3ZM32 160H35L32 158ZM131 160V159H130ZM146 160V159H145ZM17 161L19 162H22L20 165L17 164ZM117 161V160H116ZM147 161V160H146ZM1 162V161H0ZM63 162V161H62ZM61 162V163H62ZM140 162V160H139ZM154 162V161H153ZM166 162V161H165ZM259 162V160H258ZM119 163V161H118ZM123 163V162H122ZM131 163V162H130ZM135 163V162H133ZM142 163V162H140ZM144 163V162H143ZM148 163V162H147ZM152 163V161H151ZM194 163V162H193ZM237 163V162H236ZM14 164V163H13ZM115 164V163H114ZM156 164V163H155ZM166 164V163H165ZM171 164V163H170ZM116 165V164H115ZM120 165V164H119ZM122 165V164H121ZM145 165V164H144ZM154 165V163L152 164ZM151 165V166H152ZM161 165V164H160ZM173 165V164H171ZM241 165V164H240ZM239 165V166H240ZM251 165V164H250ZM2 166V165H1ZM12 166V165H11ZM118 166V165H117ZM149 166V165H148ZM155 166V165H154ZM167 167L169 165H166ZM175 166V165H174ZM195 166V165H193ZM245 166V165H244ZM165 167V166H164ZM166 167V168H167ZM192 167V166H191ZM199 167V166H198ZM206 167V166H205ZM246 167V166H245ZM147 168V166L145 167ZM163 168V167H162ZM200 168V167H199ZM217 168V167H216ZM239 168V167H238ZM250 168V167H249ZM152 169V168H151ZM172 169V168H171ZM196 169V168H195ZM203 169V168H202ZM206 169V168H205ZM240 169V168H239ZM237 169V170H239ZM105 170V169H104ZM157 170V169H156ZM155 170V171H156ZM162 170V169H161ZM160 170V171H161ZM168 170V169H167ZM247 170V169H246ZM8 171L6 168L0 173L1 176L5 175L4 173ZM107 171V170H106ZM151 171V170H150ZM154 171V170H152ZM163 171V170H162ZM102 172V171H101ZM171 172H174L175 174L177 173L176 176L178 177H181L182 176V179L185 181V180H188L189 178L187 177L185 171L183 169H181L180 166L176 165L175 166V169L174 171H171ZM187 172V171H186ZM195 172H197L195 170ZM240 172V171H239ZM211 173V172H210ZM211 173V174H212ZM141 174V173H140ZM153 174V173H152ZM155 174V173H154ZM163 174V173H162ZM107 175V174H106ZM148 175V174H147ZM152 176V175H151ZM161 177V176H159ZM164 177V176H163ZM193 177V176H191ZM24 178H26L27 180L23 181V184L24 186H26L28 184V182L30 181V183L34 182V184H36V186L39 188V190H31V191H36L35 194H37L40 190H42L41 185H42V181L40 179H36V177L32 178L31 177H27V174L24 175ZM166 178V176H165ZM163 178V179H165ZM172 178V177H171ZM195 178V177H194ZM148 179V177H147ZM196 179V178H195ZM198 179V178H197ZM153 180V179H152ZM160 180V179H159ZM19 181V179H18ZM47 181V180H46ZM45 181V182H46ZM49 181V180H48ZM119 181V180H117ZM198 181V180H197ZM233 181V180H232ZM95 182L96 183H99L100 181H98V178L96 179L95 178ZM111 184H109V188H115L116 187V182H114L113 178L112 180L110 181ZM157 182V181H156ZM186 182V181H185ZM29 183V184H30ZM183 183V182H181ZM197 183V182H196ZM33 184V183H32ZM33 184V185H34ZM108 184V183H107ZM176 184V183H175ZM150 185V184H149ZM152 185V184H151ZM150 185V186H151ZM181 185V184H180ZM183 185V184H182ZM192 185V184H191ZM196 185V184H195ZM195 185H192V186H195ZM198 185V184H197ZM196 185V186H197ZM201 185V184H199ZM176 186V185H175ZM174 185H169V184H164L163 187L165 188L164 189V192H166V194L168 192H174L173 194L176 195L175 191L178 190L177 187H175ZM106 187V186H105ZM179 187V186H178ZM183 188V187H182ZM195 187H193L194 189ZM35 189V188H33ZM97 189V188H96ZM105 189V188H104ZM128 189V188H127ZM101 190V189H100ZM110 190V189H109ZM129 190V189H128ZM147 190V189H146ZM152 190V189H151ZM182 190V189H180ZM197 190V189H195ZM28 191V190H27ZM185 191V190H184ZM188 191V189H187ZM104 192V191H103ZM113 192V191H112ZM161 192V191H160ZM179 192V191H178ZM195 192V191H194ZM202 192V193H203ZM261 192V191H260ZM27 193V192H26ZM33 194V195H35ZM39 194V193H38ZM152 194H155V191L152 193ZM158 194H161V193H158ZM199 194V193H198ZM260 194V193H259ZM235 195V194H234ZM173 196V195H172ZM181 196V195H180ZM183 196V195H182ZM197 196V195H196ZM202 196V195H201ZM25 197V196H24ZM140 197H141V194H140ZM158 197V196H157ZM169 197V196H168ZM179 197V196H178ZM184 197V196H183ZM191 197V196H190ZM205 197V196H204ZM209 197H205L204 198V201L207 200V202L211 203L210 202V199ZM234 197V196H233ZM170 201L172 200L171 199V195H170ZM173 198V197H172ZM181 198V197H180ZM158 199V198H157ZM166 199V198H165ZM168 199V198H167ZM175 199V197H174ZM176 199H177V195H176ZM192 199V198H191ZM199 199V197H198ZM255 199V203L253 204V206L249 209L250 212L247 214L246 217H244L240 222H238V234L237 236H239V234L241 232H243L244 230H246V228H248L247 226L251 225V223H253L257 217L259 216V212H261L262 210H264V195H262V197L258 196V193L257 194H254V196L252 197V200ZM137 200V199H136ZM180 200V199H179ZM240 198L236 199V201L238 202V204L242 203L244 200L241 199L240 202H239ZM155 201V200H154ZM167 201V200H166ZM169 201V200H168ZM167 201V202H168ZM170 201L168 202L169 205H170ZM173 201V200H172ZM178 201V200H177ZM176 201V202H177ZM190 201V200H189ZM161 203V201H159ZM163 202V201H162ZM180 203V201H178ZM194 202V200L192 201ZM196 202V201H195ZM226 202V201H225ZM134 203V202H132ZM166 203V202H165ZM173 203V202H172ZM175 203V202H174ZM174 207L176 204H174ZM235 203V202H234ZM181 204H188V202H183ZM225 203L223 201H215L213 203H211V205H213L212 209H215L217 210V214L214 215V214H211V212H206V213H203L202 215L204 216H200L202 218L204 217H208V216H212L213 215V219L215 220H218L220 219V216L223 214V212H221V209H222V205H224ZM128 205V204H126ZM208 205V204H207ZM237 205V204H236ZM236 205H234L236 207ZM203 206V205H202ZM233 206V205H232ZM155 206L153 205H150L148 211L149 212H153V209H154ZM171 207V206H169ZM172 207V208H174ZM199 207V206H198ZM207 207V206H206ZM241 207V205L239 206ZM119 206L118 204H116V209H118ZM132 208V207H130ZM162 208V207H161ZM171 208V209H172ZM208 208V207H207ZM221 208V209H220ZM225 208V207H224ZM232 208V207H230ZM238 207H236L237 209ZM129 209V208H128ZM164 209V208H162ZM197 209V208H196ZM200 209V208H199ZM211 210V209H210ZM228 210V209H226ZM165 211V210H164ZM168 211V209H167ZM174 211V210H173ZM172 211V212H173ZM179 211V210H178ZM182 211V210H181ZM197 211V210H196ZM206 211V210H205ZM239 213V212H238ZM167 214V213H166ZM199 214V213H198ZM122 215V214H121ZM163 215V213H162ZM188 215V214H187ZM103 216V214H102ZM153 218H157L159 219V215L154 213L153 215ZM180 218H182V222L185 221V214L182 212H179V215H176ZM194 216V215H193ZM107 217V216H106ZM171 217V216H170ZM175 217V216H174ZM125 218V217H124ZM133 218V217H131ZM166 218V217H165ZM190 218V217H189ZM234 218V217H233ZM101 219V218H100ZM110 221H112L114 223V227H115V230L114 231H107V232H103V234L100 236V237H93L92 238V241L89 245V248H91L92 250L96 251L97 253H99V258L97 261L96 264H117V261H118V254H120L122 252L123 249L127 248V254L125 255L123 261H122V264H140V260L142 258H144L143 254L146 252L147 253V257H150L152 259H155L158 261V251H157V248L155 247V244H153L155 241L151 238L149 240L148 239H145L144 236H140L139 238H135L133 236V233L130 231H126V232H122L120 233V237L117 235V229L120 230L121 229V226L122 224H118V222L109 217L108 218ZM1 220V219H0ZM103 220V218H102ZM129 220H132V219H129ZM136 220V219H135ZM172 220V223H173V219ZM231 220V219H230ZM106 221V220H105ZM137 221V220H136ZM193 221V220H192ZM127 222V220H126ZM125 222V223H126ZM161 222V221H160ZM177 222V221H176ZM179 222V221H178ZM230 222V221H229ZM122 223V222H121ZM124 223V222H123ZM169 223V222H167ZM181 223V222H180ZM179 223V224H180ZM195 223V222H194ZM193 223V224H194ZM201 223V222H199ZM221 223V222H220ZM127 224V223H126ZM134 224V223H133ZM132 224V226H133ZM158 224V223H157ZM175 224V222H174ZM189 224H190V221H189ZM234 224V223H233ZM169 225V224H168ZM171 225V224H170ZM187 225V224H186ZM221 225V224H219ZM111 226V225H110ZM156 226V225H155ZM161 226V225H160ZM180 226V225H179ZM184 226V225H183ZM196 226V225H195ZM231 226V225H230ZM229 226V228H230ZM123 227V226H122ZM189 227V226H188ZM203 228L204 227V224L201 226ZM200 227V228H201ZM216 227V226H215ZM218 227V226H217ZM227 227V226H226ZM150 228V226H149ZM171 228V227H170ZM197 228V227H196ZM208 228V227H207ZM236 228V227H235ZM166 229V228H165ZM172 229V228H171ZM138 231V228L136 229ZM135 230V231H136ZM150 230V229H148ZM173 230V229H172ZM237 230V229H236ZM46 230H38L37 234H36V237H35V242H36V248L38 247V245H46L48 244V242L50 243L51 242V238H47V237H44L42 234L45 232ZM157 231H161V229H157ZM166 231V230H165ZM171 231V230H170ZM235 232V231H234ZM156 233V232H155ZM197 233V231H196ZM48 235H50L49 232H47ZM209 234V231H207V229L205 231H202L199 233V235H208ZM225 234V233H224ZM223 234V235H224ZM71 235V234H69ZM212 235V234H211ZM250 237H253L254 241L256 242H260L263 238H264V219H262L261 221H259L255 227H253V229L251 230V232L249 233ZM163 236V235H162ZM161 236V238H162ZM191 236V235H190ZM193 236V235H192ZM236 236V235H235ZM17 237V236H16ZM25 238H27L26 236H24ZM156 237V236H155ZM25 238L23 240H20L22 241V243H25V244H29L30 242H28L27 240H25ZM158 238V237H157ZM234 238V237H233ZM16 239V238H14ZM182 239V238H181ZM185 239V238H184ZM237 239V238H236ZM251 239V238H250ZM74 240V239H73ZM163 240V239H162ZM183 240V239H182ZM195 240V239H194ZM193 240V241H194ZM16 241V240H15ZM157 241V240H156ZM200 241V240H199ZM54 242V241H53ZM73 242V241H72ZM191 242V241H190ZM102 243L104 244V247H105V252L102 251L101 249V245ZM159 243V241H158ZM167 243H170V239H167V242L165 245H167ZM196 243V242H194ZM67 244V242H66ZM74 244V243H73ZM136 244H138L136 246ZM200 244V243H199ZM0 245H3L2 247V251L4 252V257H3V261L0 260V264H19V255H22V249L19 247V244L16 242H13L12 238H7V236L5 235H0ZM133 245L131 248H129V246ZM142 245V246H141ZM163 245V244H162ZM165 245L161 246L162 248L165 249ZM185 245H188V244H185ZM64 245H60L58 246L57 249L61 250L62 253L58 256V262L59 264H61L60 262L62 261V259H65L64 257V254L67 255L65 252H64V248H63ZM69 246V245H68ZM76 246V245H75ZM168 246V245H167ZM195 246V245H194ZM29 247V246H28ZM44 247V246H43ZM169 247V246H168ZM182 247H185V246H182ZM187 247V246H186ZM1 248V246H0ZM188 248V247H187ZM56 249V248H55ZM74 249V248H73ZM42 250V249H41ZM77 250V249H76ZM121 250V251H120ZM168 250V249H166ZM178 250V249H177ZM71 251V250H70ZM75 251V250H74ZM29 252V251H28ZM52 251H50L51 253ZM90 252V251H89ZM184 250L183 249H179L177 251V254L175 255V253L172 251L171 253H169V256L171 257V259L169 260V262L167 264H175L177 261H180V260H183L184 257H186L187 255L184 254ZM33 253V252H32ZM39 253V252H38ZM48 253V252H47ZM53 253V252H52ZM93 253V252H92ZM138 253V254H137ZM26 254V253H25ZM35 254V253H34ZM55 254V253H54ZM158 254V255H157ZM167 254V253H166ZM24 255V254H23ZM36 255V254H35ZM44 255V254H42ZM71 255V254H70ZM75 255V254H74ZM122 255V254H121ZM145 255V254H144ZM164 255V254H163ZM185 255V256H184ZM15 256V258H11ZM146 256V255H145ZM181 256V257H180ZM191 256V255H190ZM21 257V256H20ZM33 257V256H32ZM69 257V256H68ZM88 257V256H87ZM11 258V259H10ZM26 258V257H24ZM28 258V257H27ZM73 258V257H72ZM80 258V257H79ZM50 259V258H49ZM48 259V260H49ZM85 260V258H83ZM96 259V258H95ZM192 259V258H191ZM226 259H228L226 257ZM46 260V259H45ZM52 260V259H51ZM89 260H93V259H89ZM21 261V260H20ZM25 261V260H24ZM33 260H29V262L32 263ZM69 261V260H68ZM81 261V260H80ZM87 261V260H86ZM94 260V262H96ZM145 261V260H144ZM144 261H141V262H144ZM151 261V260H150ZM153 261V260H152ZM157 261L156 264H159ZM167 261V260H166ZM165 261V262H166ZM22 262V261H21ZM52 262V261H51ZM57 262V261H56ZM77 262V261H76ZM84 262V261H83ZM90 262H93V261H90ZM147 262V261H145ZM161 262V261H160ZM25 263V262H24ZM28 263V261L26 262ZM30 263V264H31ZM68 263V262H67ZM66 263V264H67ZM81 263V262H80ZM87 263V262H86ZM85 263V264H86ZM148 263V262H147ZM146 263V264H147ZM231 263V262H230ZM229 263V264H230ZM48 264V263H47ZM72 264V263H70ZM82 264V263H81ZM93 264V263H92ZM162 264V263H160ZM165 264V263H164ZM183 264H186V263H183Z\"/></svg>",
  "mask_w": 264,
  "mask_h": 264
},
{
  "label": "snow or ice",
  "instance_id": "6c2138e0",
  "mask_svg": "<svg viewBox=\"0 0 264 264\" xmlns=\"http://www.w3.org/2000/svg\"><path fill=\"white\" fill-rule=\"evenodd\" d=\"M165 2H166V3H169L170 0H165ZM232 2H233V0H228V3H229V4H231ZM155 3H156V0H153V4H155ZM215 3H216V0H213V4H215ZM162 15H163V13H162ZM25 123H27V121H25ZM57 135H58V134H57ZM52 147L55 148L56 145L53 144ZM53 155H55V153H53ZM48 159L51 160L52 157H48ZM156 168H157V173H158L159 170H160V165H157ZM53 178H55V177H53ZM154 178L156 179L157 184H159L158 175H157L156 177H154ZM48 199H51V196H49ZM151 201H152V197H149V200H148V201H145V202L141 205V212H142V214H143V216H144V222L147 223V224H150V225L154 228V227H155V220H154L153 216L150 215L148 211H146V208H148V206H149V204H150ZM153 210H154V211H158V210H156V209H153ZM107 231H108V230L105 229V232H107ZM130 231L133 232V236H134L135 238H139L140 236H145V237H146V236H153V237L157 236V233H155V232H150V231H144L142 227H141V229L138 230V231H133V227L130 226ZM164 235H168V234H164ZM57 238H58V237H57ZM141 246H142V245H141ZM189 247H191V245H189ZM137 254H138V253H137ZM44 255H47V253H45ZM43 258H44L43 255L38 257L39 260H42Z\"/></svg>",
  "mask_w": 264,
  "mask_h": 264
}]
</instances>
